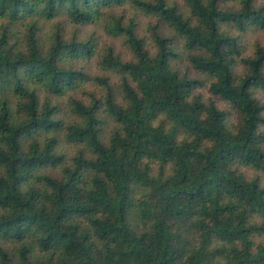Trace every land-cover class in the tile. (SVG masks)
<instances>
[{
  "label": "trees",
  "instance_id": "trees-1",
  "mask_svg": "<svg viewBox=\"0 0 264 264\" xmlns=\"http://www.w3.org/2000/svg\"><path fill=\"white\" fill-rule=\"evenodd\" d=\"M254 1L0 0L8 26H27L0 33V264H264V186L240 170L264 172L255 94L264 90V44L245 55L226 29H264ZM125 4L157 17L149 40L134 18L123 22ZM60 15L76 24L102 16L122 38L131 58L99 53L114 82L76 65L96 53L89 40L61 27L41 39L38 19ZM183 58L241 114L238 126L195 93L200 79L180 75L174 62ZM90 80L102 94L89 92V103L69 96L78 120L62 118L50 97ZM61 139L79 145L74 155L58 151Z\"/></svg>",
  "mask_w": 264,
  "mask_h": 264
},
{
  "label": "rangeland",
  "instance_id": "rangeland-1",
  "mask_svg": "<svg viewBox=\"0 0 264 264\" xmlns=\"http://www.w3.org/2000/svg\"><path fill=\"white\" fill-rule=\"evenodd\" d=\"M177 1L181 5H185L184 0ZM232 3L233 1L229 2V4ZM254 4L256 6L264 5V0H255ZM236 6L238 7V5ZM118 11L119 12L117 13L122 14L123 11V13L125 14L123 20L125 24L129 21V19L134 18L138 24V34L142 37L147 38L148 40L150 39V31L148 28L150 25H155L157 23L158 19L155 15H148L142 12L141 10H137L127 4L124 5L122 11L121 9H119ZM101 18L102 16L99 19L88 24L72 23L64 15L57 16L51 20L40 18L38 19V26L40 27V30H38V32L41 36V39L45 40L47 36H50V33L55 30L56 27H61L63 34L67 38L75 36L80 40H89L96 46V53L90 58L84 57V59H76V65L84 68V71L92 75V77H104L110 75L111 82H114L116 80V77L110 74L109 71L104 70L101 64L99 63V53L104 51L108 47H112L113 50L116 53H119L124 59L131 58L132 53L125 46L121 37L115 36L108 31L106 22L104 21V17L102 19ZM24 21L28 23L30 19ZM5 26H8L7 19L0 17V33ZM8 27L10 29H14L16 35H22L23 32L27 29L26 24L22 23V21L15 22L13 25H9ZM226 29L229 30L231 33L239 36V44L241 45L243 49V54L245 55L253 53L257 43L264 44V29L260 28L256 30H250L248 32H240L236 28L229 26H226ZM159 30L163 34L168 33V28L163 23L160 24ZM174 65L175 68L179 71L180 75H187L191 78H198L201 80V83L195 88V93L200 95L203 101L208 102L209 100H212L220 109L226 110L228 112V119L230 120V123H233L232 125L238 126L241 123V114L235 111L230 106L227 100L211 93L209 89V76L196 70L192 66V64L185 58L174 62ZM235 70L238 75L243 74L245 71L241 63H238L236 65ZM102 90L103 87L98 82H96L95 80H90L88 82H85L83 86L75 90H69L64 96H51L50 100L52 104H59L61 109L60 116L62 118L66 119L67 121H74L78 120V117L72 114L67 108L69 96H75L77 98H80L84 102L89 103L91 100L89 92H93L96 97H99V95H101L103 92ZM255 94L264 103V90L256 89ZM43 97L44 94L41 92V98L43 99ZM111 126L112 124L109 125V121L107 120L106 124H104L103 126V137L106 138ZM183 136V133H179L180 138H182ZM78 147V144L68 143L64 139H61L58 151L65 153V156L68 158L76 153ZM153 168L155 172L159 169L158 165H154ZM41 170L50 172L54 175L60 174V170L58 167L55 168L53 166H48L42 168ZM240 170L247 176V178L257 179L264 186V172L256 171L253 168L245 166H241ZM133 222L135 226L140 225V223H138L135 218H133ZM6 245L7 247H10L9 245L12 244L6 243Z\"/></svg>",
  "mask_w": 264,
  "mask_h": 264
}]
</instances>
